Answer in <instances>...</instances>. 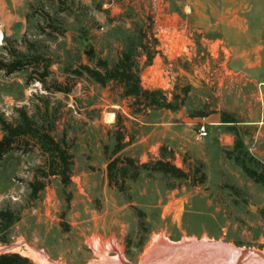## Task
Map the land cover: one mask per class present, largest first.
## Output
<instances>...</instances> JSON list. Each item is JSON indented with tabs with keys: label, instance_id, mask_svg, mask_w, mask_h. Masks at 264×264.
Returning a JSON list of instances; mask_svg holds the SVG:
<instances>
[{
	"label": "rangeland",
	"instance_id": "obj_1",
	"mask_svg": "<svg viewBox=\"0 0 264 264\" xmlns=\"http://www.w3.org/2000/svg\"><path fill=\"white\" fill-rule=\"evenodd\" d=\"M5 1L0 65L22 64L0 69V116L14 126L29 116L69 149L72 166L64 184L37 138L7 145L0 124V211L16 218L7 230L0 218V254L41 264L33 249L56 264H103L99 240L106 264H142L157 237L264 251V186L236 162L240 155L264 166L255 0ZM125 52L143 86L164 91L176 110L146 116L123 84L79 73ZM259 71L264 79V62ZM202 124L209 135L198 139ZM118 156L136 164L125 175L117 168L110 184L108 164ZM162 158L188 178L139 167ZM33 185L42 187L36 196Z\"/></svg>",
	"mask_w": 264,
	"mask_h": 264
},
{
	"label": "trees",
	"instance_id": "obj_2",
	"mask_svg": "<svg viewBox=\"0 0 264 264\" xmlns=\"http://www.w3.org/2000/svg\"><path fill=\"white\" fill-rule=\"evenodd\" d=\"M21 64L22 62L12 63L10 65L3 63V65H0V69L6 68L8 73H12L15 70L20 69L19 65ZM81 68L83 71H79V73L85 72L90 78L102 86H106L110 82H118L123 84L124 96L137 98L138 101L146 107L145 109H177V106H175L172 101L168 100L164 91L160 89L145 88L143 86L139 72L136 69V62L132 52L123 53V55L114 65H110L107 60L99 59L94 67L83 65ZM223 122L230 123L235 122V120L224 117ZM0 124L3 126V129L6 132L5 143L7 145L12 144L14 140L20 136L30 135L34 138H37L40 141L41 148L44 151L50 152L51 156L53 157V167L50 174L60 175L64 184L70 183L72 155L69 153V149L67 147L62 146V144L56 141L49 132L41 131V129L36 126L35 122L26 114L22 116V122L17 126L7 123L1 116ZM238 145L240 146V142ZM124 148L125 145L123 144V139L120 137L115 148V153L118 154ZM2 151L3 149L0 148V157L2 155ZM124 159L118 156L109 162L108 178L110 184H114L117 174L115 172L117 168L121 170L122 175H125L128 164H136L132 157L128 156ZM249 160H251L250 162H253L254 159L253 157H250ZM122 161L124 164L122 163V165H120L121 167H118L119 163ZM236 162L242 166L243 170L249 177L253 178L256 182L264 186L263 165H259L260 163H257V161H255V166L251 165L249 161L240 157V155L236 157ZM55 163L58 166L57 168L54 167ZM139 167L171 174L172 176L178 178H188L187 172L175 166L170 160H164L163 158L157 160L152 168L150 167V163L141 164ZM135 176H137V173H135ZM204 179L205 177L203 176L200 182H204ZM40 188L42 187H34L32 195L36 196ZM0 218L1 227L4 230L9 229V227L16 221L13 212L9 210L0 211ZM0 264H31V261L28 257L22 256L19 253H3L0 254Z\"/></svg>",
	"mask_w": 264,
	"mask_h": 264
},
{
	"label": "bare ground",
	"instance_id": "obj_3",
	"mask_svg": "<svg viewBox=\"0 0 264 264\" xmlns=\"http://www.w3.org/2000/svg\"><path fill=\"white\" fill-rule=\"evenodd\" d=\"M1 30L0 43L3 40V33ZM208 241L209 240H207V242ZM94 248L98 254L97 256H100L109 263L107 251L100 245L98 241L94 244ZM13 249L15 251L18 250L16 247ZM213 251L214 248L211 247L210 243H207L204 248H197L187 242H184L183 245L172 246L161 237H157L152 244L151 250L147 252V256H144L145 259L142 264H213L214 262L218 261L219 257H221L220 252L215 254ZM31 252L41 264H56L42 252H38L33 249H31ZM105 261H103V264H106ZM94 263L98 264L97 262ZM115 263L124 264L122 259L115 260Z\"/></svg>",
	"mask_w": 264,
	"mask_h": 264
},
{
	"label": "crops",
	"instance_id": "obj_4",
	"mask_svg": "<svg viewBox=\"0 0 264 264\" xmlns=\"http://www.w3.org/2000/svg\"><path fill=\"white\" fill-rule=\"evenodd\" d=\"M5 9H6V1L0 0V27H3L7 20V17H5ZM263 53H264V0H255V77H257L258 80L262 82H264V79L263 76H261L262 73L259 70L261 66H263V62H264ZM156 110H166V109L149 110L146 116H148L152 111H156ZM212 119H213L212 121H216V117L215 118L213 117ZM97 241L99 242V240Z\"/></svg>",
	"mask_w": 264,
	"mask_h": 264
},
{
	"label": "water",
	"instance_id": "obj_5",
	"mask_svg": "<svg viewBox=\"0 0 264 264\" xmlns=\"http://www.w3.org/2000/svg\"><path fill=\"white\" fill-rule=\"evenodd\" d=\"M207 243L214 248L215 254L220 252L221 255L213 264H264V251L235 247L223 242L208 241L206 245Z\"/></svg>",
	"mask_w": 264,
	"mask_h": 264
},
{
	"label": "built area",
	"instance_id": "obj_6",
	"mask_svg": "<svg viewBox=\"0 0 264 264\" xmlns=\"http://www.w3.org/2000/svg\"><path fill=\"white\" fill-rule=\"evenodd\" d=\"M208 131L204 124L200 125L199 128H197V137L198 139H204L208 136Z\"/></svg>",
	"mask_w": 264,
	"mask_h": 264
}]
</instances>
